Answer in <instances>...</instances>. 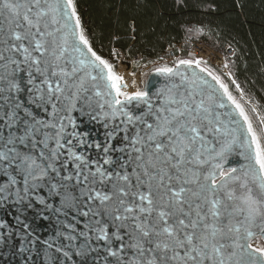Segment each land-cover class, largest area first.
Listing matches in <instances>:
<instances>
[{
  "label": "snow or ice",
  "instance_id": "snow-or-ice-1",
  "mask_svg": "<svg viewBox=\"0 0 264 264\" xmlns=\"http://www.w3.org/2000/svg\"><path fill=\"white\" fill-rule=\"evenodd\" d=\"M201 63L129 91L75 0H0V264H264V119Z\"/></svg>",
  "mask_w": 264,
  "mask_h": 264
},
{
  "label": "trees",
  "instance_id": "trees-1",
  "mask_svg": "<svg viewBox=\"0 0 264 264\" xmlns=\"http://www.w3.org/2000/svg\"><path fill=\"white\" fill-rule=\"evenodd\" d=\"M75 2L94 50L106 60L111 47L130 55L141 54L144 59L159 55L167 45L194 40H202L216 51L230 48L233 51L230 72L236 86L264 119V0ZM202 67L219 76L243 107L235 86L226 77ZM247 114L257 127L256 116L249 106Z\"/></svg>",
  "mask_w": 264,
  "mask_h": 264
},
{
  "label": "built area",
  "instance_id": "built-area-1",
  "mask_svg": "<svg viewBox=\"0 0 264 264\" xmlns=\"http://www.w3.org/2000/svg\"><path fill=\"white\" fill-rule=\"evenodd\" d=\"M116 51L118 52L119 50L116 49ZM118 53L121 54L120 51ZM182 57L190 58L192 60H201V66H206L233 82L230 73L233 51L228 47H225L222 51H216L206 45L204 41L194 40L191 42L167 45L162 53L151 59H144L141 54L128 57L130 60L126 63L131 66V70H129L128 75V78H131L128 81V84L130 85L128 90L135 91L136 88L143 89V76L152 71V68L155 70L156 68L163 66L175 67L177 62L181 60ZM134 63L147 64V69L139 67L137 71L133 73L132 64ZM133 81H135V87L131 86ZM254 243L256 246H264V239H257Z\"/></svg>",
  "mask_w": 264,
  "mask_h": 264
},
{
  "label": "water",
  "instance_id": "water-1",
  "mask_svg": "<svg viewBox=\"0 0 264 264\" xmlns=\"http://www.w3.org/2000/svg\"><path fill=\"white\" fill-rule=\"evenodd\" d=\"M180 67H181V70H184L187 66H180ZM193 70L199 72V69H196L195 66H193L192 69H188L189 74H191V72ZM200 75L204 76V78L207 79L209 81V83L213 87L216 88L217 95H221L222 96L223 89H220L219 85L216 84V82L213 81L212 78L210 76H208L206 72L200 73ZM153 80H159L161 83L163 82V78L162 77H158L155 74V70H154L152 72H149L146 75V77L144 79V82H143V88L145 87V82L146 81H153ZM224 102L228 105V109H227L228 111H231L233 114L237 113V109L235 108V106L230 101H228L226 97H224ZM221 111H224V110H221ZM237 119H239L238 115H237ZM241 123H242V121H241ZM95 128L102 135L103 130L100 128V126L99 125H95ZM233 158L236 159V157H233ZM12 211L14 212L15 209H12ZM28 215L30 217L32 216L31 210L28 212ZM0 219H7L8 223L12 224V225H15V223H16L14 216L5 217V215H4V213L2 211H0ZM35 226L38 227L39 234L41 235L42 238L46 237L48 235V233L52 230V222H50L48 220L40 219L39 221L36 222Z\"/></svg>",
  "mask_w": 264,
  "mask_h": 264
},
{
  "label": "rangeland",
  "instance_id": "rangeland-1",
  "mask_svg": "<svg viewBox=\"0 0 264 264\" xmlns=\"http://www.w3.org/2000/svg\"><path fill=\"white\" fill-rule=\"evenodd\" d=\"M81 25H82V27H84L83 23H81ZM116 49H117L116 47H111L110 53H109V56H108V61L114 65V70H115V72L117 74H118V71H119V72H123V73L127 74V76H128L129 75V70H131V66L128 63H126V62H128V60H130L128 57H132V56H134L136 54L130 55V54H128L127 51H122V50L118 49L121 52V54H119L118 53L119 51L117 52ZM139 67L142 68V69H147V64H143V63H139V64L134 63V64H132L133 73H135ZM153 69L154 68H152L151 70L154 71ZM152 71H150V72H152ZM147 74L148 73H146L145 75H147ZM231 76H232V74H231ZM232 79H233V82H231V81L230 82H231V84H233V86H235L237 95L242 100V106L244 107L245 112L247 113V106H249V108H251L253 114H255V116H256V120L258 122L257 127L259 128L260 127V120L262 119L261 115L259 114L258 110L256 109V106L254 104H250L248 102V100L244 98L242 92L237 88L233 76H232Z\"/></svg>",
  "mask_w": 264,
  "mask_h": 264
},
{
  "label": "bare ground",
  "instance_id": "bare-ground-1",
  "mask_svg": "<svg viewBox=\"0 0 264 264\" xmlns=\"http://www.w3.org/2000/svg\"><path fill=\"white\" fill-rule=\"evenodd\" d=\"M121 71V70H120ZM126 72V71H125ZM118 74L121 75L124 80L128 83V81L131 79V78H128L127 74L123 73V72H119L118 71Z\"/></svg>",
  "mask_w": 264,
  "mask_h": 264
}]
</instances>
